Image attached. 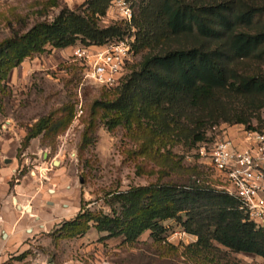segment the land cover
I'll return each instance as SVG.
<instances>
[{"label": "rangeland", "instance_id": "obj_1", "mask_svg": "<svg viewBox=\"0 0 264 264\" xmlns=\"http://www.w3.org/2000/svg\"><path fill=\"white\" fill-rule=\"evenodd\" d=\"M245 1L264 6V0ZM87 2L0 1V46L40 23H52L63 11L92 19L101 29L117 27L121 37L134 33L138 43L128 74L148 55L189 44L167 33L146 36L140 28L145 0L134 2L131 27L110 5L104 16L92 15ZM240 30L254 33L256 27ZM79 46H84L79 40L68 48L46 44L0 82V170H10L11 187L24 186V212L40 218L37 239L29 240L22 261L15 264H264L260 257L236 254L215 242L197 246V237L175 219L159 221L162 231L127 238L136 218L153 215L156 192L163 191L158 189L187 186L195 178L219 184L194 157L195 135L207 131L210 137L213 121L201 112L172 115L165 105L142 111L138 106L107 107L120 97L122 84L107 89L83 81L74 57ZM238 69L264 76V61L245 60ZM225 101L228 110L242 108L249 125L264 131V107ZM38 122L43 126L37 134ZM225 124L231 133L241 129L232 121ZM142 188L148 192L137 196ZM180 215L185 221V214Z\"/></svg>", "mask_w": 264, "mask_h": 264}, {"label": "trees", "instance_id": "obj_2", "mask_svg": "<svg viewBox=\"0 0 264 264\" xmlns=\"http://www.w3.org/2000/svg\"><path fill=\"white\" fill-rule=\"evenodd\" d=\"M112 1L88 0L87 5L92 15L104 16ZM145 1L140 28L147 37L167 33L186 39L189 44L144 57L139 69L122 82L120 97L105 105L115 109L138 106L139 111L165 105L167 112L177 116L201 112L213 121L210 128L232 121L246 130L259 131L249 125L242 108L228 110L225 100L234 98L249 108L264 107V76L248 75L238 69L245 60L264 61V6L245 0ZM253 26L254 33L240 30ZM121 36L117 27L101 29L92 19L63 11L52 23H40L28 34L15 36L0 46V82L25 58L41 53L46 44L68 48L79 40L85 46L102 45ZM36 126L38 134L43 125L38 122ZM206 135L207 131L195 135L194 144L204 141ZM161 189L162 194L156 192L159 203L153 215L136 218L128 226L129 240L145 230L162 231L159 221L175 219L187 233L197 237L196 245L201 248L215 242L233 253L257 256L264 262V229L246 220L235 198L198 178L187 186L158 190ZM147 192V188H142L135 194ZM24 254L17 260L23 259Z\"/></svg>", "mask_w": 264, "mask_h": 264}, {"label": "built area", "instance_id": "obj_3", "mask_svg": "<svg viewBox=\"0 0 264 264\" xmlns=\"http://www.w3.org/2000/svg\"><path fill=\"white\" fill-rule=\"evenodd\" d=\"M3 1V0H0ZM136 0H114V8L125 25L132 26V6ZM136 36L107 41L102 45L79 46L74 51L83 81L102 88H115L127 77L133 64ZM228 125L210 128V137L196 145L194 157L214 173L219 184L211 188L235 198L248 222L264 229V131L242 126L229 132Z\"/></svg>", "mask_w": 264, "mask_h": 264}, {"label": "crops", "instance_id": "obj_4", "mask_svg": "<svg viewBox=\"0 0 264 264\" xmlns=\"http://www.w3.org/2000/svg\"><path fill=\"white\" fill-rule=\"evenodd\" d=\"M10 174L8 169L0 170V264L22 261L17 258L27 251L29 243L33 242L29 240L40 228V218L24 212V186L11 187Z\"/></svg>", "mask_w": 264, "mask_h": 264}]
</instances>
